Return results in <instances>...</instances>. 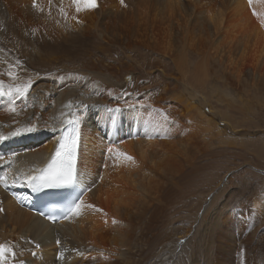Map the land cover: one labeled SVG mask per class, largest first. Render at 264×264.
Listing matches in <instances>:
<instances>
[{
    "label": "bare ground",
    "instance_id": "obj_1",
    "mask_svg": "<svg viewBox=\"0 0 264 264\" xmlns=\"http://www.w3.org/2000/svg\"><path fill=\"white\" fill-rule=\"evenodd\" d=\"M19 1L28 8L18 6ZM134 1L141 18L138 28L126 33L103 22L93 24L87 19L90 15L79 19L71 0H52L51 5L47 0L49 12L42 26L29 20L35 17L33 0H0V81L6 93L0 96V141L12 144L0 157L5 168L3 183L12 179L17 185L19 181L28 186L30 177L53 155L55 134L69 121H78L77 182L90 189L82 199L81 215L49 224L19 207L0 187V208L4 209L0 211V243H8L16 252L10 264H264V203L259 200L252 205L255 216L261 218L255 219L258 228L240 218L238 231L244 240H239L238 246L235 237L230 233L228 237L224 231L233 222L237 205L232 201L233 193L197 227L189 221L188 227H176L170 234L167 228L166 233L161 231L168 222L161 210L169 203L158 185L161 166L164 168L159 149L168 136H173L174 120L160 124L158 109L148 111L144 105L135 104L142 100L123 97L113 67L106 68L110 76H105L103 62L97 61L86 70L91 75L87 81L85 71L78 70L80 77L70 80L71 69L60 73L54 70L56 64L34 66L44 72L40 76L28 77L23 69L25 64L30 67L35 63L33 60L45 61L44 53L52 60L61 59L62 49L65 58L90 53L92 57L101 54L106 60L104 46L120 40L126 49L141 43L162 55L175 54L172 61L182 81L190 69L187 59L191 50L206 59L208 73L219 67L226 74L228 67L222 55L232 58L230 65L237 62L240 73L246 69L248 77L256 75L264 80V0H252L251 4L249 0ZM98 3L99 7L90 11L100 19L107 20L117 12L116 6L105 0ZM61 7L68 14L66 18ZM174 12L180 13V18L173 19ZM208 26L214 30L215 40L205 44L190 41L193 27L208 34ZM47 46L57 52L44 51ZM251 67L259 69L250 73ZM9 72L14 75L9 76ZM26 84L31 85L27 94H16L15 88ZM154 101L158 105V97ZM131 131L134 133L128 135ZM117 152L127 153L134 160L128 161ZM150 211L158 213H151L154 217L148 229L143 226ZM230 252L239 255L230 258ZM139 253L144 257L140 259Z\"/></svg>",
    "mask_w": 264,
    "mask_h": 264
},
{
    "label": "rangeland",
    "instance_id": "obj_2",
    "mask_svg": "<svg viewBox=\"0 0 264 264\" xmlns=\"http://www.w3.org/2000/svg\"><path fill=\"white\" fill-rule=\"evenodd\" d=\"M105 1L117 8V12L107 20L98 18L90 10H82L78 18L83 19L90 15L87 19L92 20L93 24L96 21L103 22L110 29L115 28L126 33L138 28L141 13L137 1L124 0L123 4L121 0ZM185 3L191 10V4L187 1ZM17 4L24 9L28 8L21 1ZM39 8H43V11H39ZM73 9L75 11V6ZM5 10L7 11V8ZM48 12L47 0H38L33 12L35 17L29 19L31 24L36 26L45 24ZM179 14L174 12L173 19L174 16L180 18ZM197 15L203 21V16ZM193 18L195 19L194 16ZM208 29L209 33L204 34L200 27H193L190 41L194 44H205L215 40L214 30L210 26ZM104 48L106 60L101 54L92 57L90 53L73 54L71 58H65L64 49L59 60H52L48 53H44L46 60L36 62L30 54L31 60L35 62L30 64L33 68L25 64L23 69L29 73L28 77L40 76L44 72L37 71L39 69L34 66L56 64L58 66L54 70L58 69V72L63 73L71 69L70 80H77L80 77L78 70L86 72L99 60L103 62L102 70L105 76H110L106 68L113 67L112 71L119 75L115 78L118 84H115L120 88L123 97L142 100L141 104H135L144 105L148 111L158 109L160 124L174 120L173 136H168L159 149L164 168L161 166L163 172L158 185L160 194L165 193L168 197L165 201L169 203V206L161 210L163 219L168 221L161 231L166 233L167 228V233L170 234L176 227H188L192 221L194 228L197 227L209 213L214 214L213 210L233 193L232 201L234 205L237 204L235 207L237 209L234 208L231 216L233 222L230 221L231 226L225 227L224 233L228 237L230 234L231 238L235 237L238 246L239 240H244L240 239L238 231L240 218L249 220L252 228L257 229L258 221L257 225L255 221L260 217L255 216L252 205L256 200L264 203V80L260 81L256 75L248 77L246 69L240 73L237 62L230 65L232 58L222 55L220 57L228 67L226 74L221 72L219 67L215 68L218 73L215 69L208 73L206 59H203L198 51L191 50L187 59L190 69L186 72V79L182 81L172 61L175 54L162 55L141 43L133 49H126V45L120 43V40L119 43H111ZM48 49L57 52L55 48L48 46L44 51L49 52ZM251 68L250 73H256L259 69ZM90 77L91 75L86 72L84 80L87 81ZM157 97L158 105L154 101ZM132 133L134 132L131 131L128 135ZM151 213L158 211H150L147 214L143 227L148 229L152 226L150 219L154 217ZM227 216L229 217L228 214ZM140 219L143 220L142 217ZM234 229L237 231L234 232ZM132 230L134 232V229ZM140 233L139 231L137 236ZM151 237L152 234L149 235V238ZM144 248L146 250L148 246L145 245ZM155 252H159V249ZM232 253H229L230 258ZM139 257L141 259L144 256L141 257L139 253Z\"/></svg>",
    "mask_w": 264,
    "mask_h": 264
},
{
    "label": "snow or ice",
    "instance_id": "obj_3",
    "mask_svg": "<svg viewBox=\"0 0 264 264\" xmlns=\"http://www.w3.org/2000/svg\"><path fill=\"white\" fill-rule=\"evenodd\" d=\"M72 5L75 6V11L77 13L82 10H93L99 7L98 0H71ZM52 0H49L51 5ZM124 3V0H121V4ZM252 3V0H249V4ZM34 8L37 7V0H33ZM39 11H43V8H39ZM60 12L67 17V12L63 7L60 8ZM255 14V13H254ZM80 21L77 20V23ZM9 76H13V72L8 73ZM31 87L30 84L17 86L15 88L16 94L20 96H25L28 92V89ZM3 89V81H0V96L5 95ZM119 109H117L118 111ZM14 111V109H13ZM80 128L79 122H75V127L70 128L64 136L59 140L53 155L50 158L47 167L41 171V174L38 176L30 177V182L36 190L44 188H58L65 187L70 184L75 183L76 174H75V164H76V155L77 150L80 144ZM109 152H112L113 149L109 148ZM117 155L123 157L128 161H133L134 157L128 155L127 153L117 152ZM83 201L73 203L68 209V215H81ZM87 207H94L88 205ZM0 211L4 209L0 208ZM59 244V241H57ZM39 247V245H36ZM10 258L15 260L16 252L12 246L8 243H0V264H10Z\"/></svg>",
    "mask_w": 264,
    "mask_h": 264
}]
</instances>
